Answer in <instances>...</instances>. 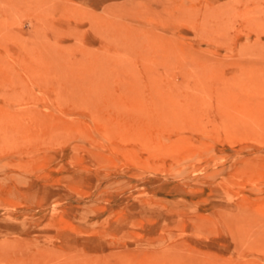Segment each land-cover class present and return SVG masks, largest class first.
Instances as JSON below:
<instances>
[{"label": "rangeland", "instance_id": "1", "mask_svg": "<svg viewBox=\"0 0 264 264\" xmlns=\"http://www.w3.org/2000/svg\"><path fill=\"white\" fill-rule=\"evenodd\" d=\"M0 264H264V0H0Z\"/></svg>", "mask_w": 264, "mask_h": 264}]
</instances>
